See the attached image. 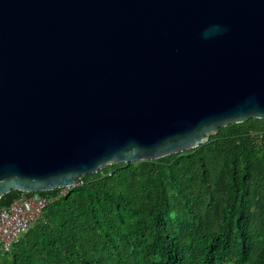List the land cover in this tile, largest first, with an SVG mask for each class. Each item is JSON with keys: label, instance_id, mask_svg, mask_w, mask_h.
Instances as JSON below:
<instances>
[{"label": "water", "instance_id": "1", "mask_svg": "<svg viewBox=\"0 0 264 264\" xmlns=\"http://www.w3.org/2000/svg\"><path fill=\"white\" fill-rule=\"evenodd\" d=\"M226 29L209 39L202 32ZM264 119V0H0V198Z\"/></svg>", "mask_w": 264, "mask_h": 264}, {"label": "trees", "instance_id": "2", "mask_svg": "<svg viewBox=\"0 0 264 264\" xmlns=\"http://www.w3.org/2000/svg\"><path fill=\"white\" fill-rule=\"evenodd\" d=\"M263 124H229L195 148L81 176L0 249V264H264V141L250 134Z\"/></svg>", "mask_w": 264, "mask_h": 264}, {"label": "built area", "instance_id": "3", "mask_svg": "<svg viewBox=\"0 0 264 264\" xmlns=\"http://www.w3.org/2000/svg\"><path fill=\"white\" fill-rule=\"evenodd\" d=\"M250 134L253 138L264 141V124ZM81 182L78 179L77 184ZM57 189L53 195L20 191L8 204L0 205V249L9 251L21 235L37 223L43 210L69 188Z\"/></svg>", "mask_w": 264, "mask_h": 264}, {"label": "clouds", "instance_id": "4", "mask_svg": "<svg viewBox=\"0 0 264 264\" xmlns=\"http://www.w3.org/2000/svg\"><path fill=\"white\" fill-rule=\"evenodd\" d=\"M224 31H226V29L223 28L222 26H220V25H213V26L205 29L202 32V38L209 39V38L213 37L214 35L222 34Z\"/></svg>", "mask_w": 264, "mask_h": 264}]
</instances>
